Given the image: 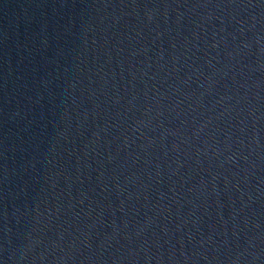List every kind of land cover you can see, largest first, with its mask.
Segmentation results:
<instances>
[{
	"label": "water",
	"instance_id": "obj_1",
	"mask_svg": "<svg viewBox=\"0 0 264 264\" xmlns=\"http://www.w3.org/2000/svg\"><path fill=\"white\" fill-rule=\"evenodd\" d=\"M0 264H264V0H0Z\"/></svg>",
	"mask_w": 264,
	"mask_h": 264
}]
</instances>
